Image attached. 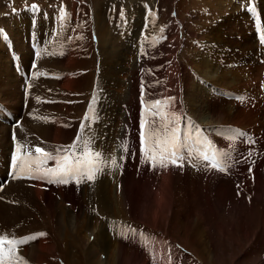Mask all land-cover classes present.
<instances>
[{"label": "bare ground", "instance_id": "1", "mask_svg": "<svg viewBox=\"0 0 264 264\" xmlns=\"http://www.w3.org/2000/svg\"><path fill=\"white\" fill-rule=\"evenodd\" d=\"M98 6H100V4H94L95 8H93L97 15L98 12H101V9ZM169 11L167 9L164 14V16L167 17L161 20L164 21L163 24H165L169 30H172L174 29V26H172L173 24L168 26V23H170L168 18ZM105 13L107 14L109 11ZM133 13L126 12L125 14H121V18L127 16V20L131 19V16L134 15ZM97 15L94 16L96 17ZM236 15L237 14H235V17L232 16L231 19H234V24L238 25L239 22L235 19ZM173 17L174 19L172 20L175 22L177 20L176 15ZM240 18L243 17L241 16ZM102 19L104 20L103 16ZM102 19H98L97 21L96 37H94L96 38V51L99 55L100 65L103 66L100 72V86L98 94L96 93L95 95V101L91 105V110H87L85 115H83L82 118L80 117L81 119L79 118L80 120L77 121L76 125L74 121H70L59 115L57 112V106L61 105L60 102L56 105L48 104L46 103L47 100L45 98H49L47 96H51L55 91L52 90L55 88L53 84L49 83V74H58L56 76V84L59 90L69 89L70 86H79L80 81L78 82V78L82 71L78 72L76 68H81V59L85 53V49L81 48L77 41L71 37L64 40V37L61 38L60 36L54 45H50L47 41H42L39 33L36 32V28L39 26L38 24L31 25L32 30L36 27L34 32L35 36L32 39L34 41L33 43L25 41V44L21 42L13 43V39H10L8 40V44H0L4 46L5 51L9 50L11 52V55L0 54V94L4 95L13 92V98H15L14 101H16L15 104L17 106L11 111L9 107L3 105L5 109L10 111L8 113H5V109L3 110L0 107V114H2L1 116L3 117L0 121L8 124L11 118H15V112L19 111L17 108L25 98V96L24 98L22 96V91H30V94L35 91V93L32 95L29 94V96L35 100L37 97L43 98L40 107H43L44 109L38 107V102L36 105H34L35 103H30L29 98L26 97V104L23 110V123H16V125H19V127L17 126L19 129L14 130V135L7 132L9 126L4 127L6 124L2 125L0 123V178L1 180L7 179L3 184L13 180L11 183L0 189V236H7L10 239H27L36 233H40L38 229H40L39 223L42 221V219L40 220L41 212L45 211L50 214L58 212L59 214L56 217V225H58L61 231L65 229V232L72 234L73 239L71 240V243H75L76 240L83 243L84 250H82L84 256L87 257L88 264H146L145 261L148 262V255L145 254V251H147L149 247H152L153 244L145 245L144 241H147V235L136 230L132 226L121 225L118 227L119 234H117V238H119V240L116 242L115 246L108 244L111 248L107 247L106 240H108V238L105 236L102 237L106 239L103 243L101 240L100 243L95 242V240L98 239V236L96 237L95 234L104 235L106 233L105 227L100 223V219L92 214H89L87 217L80 216L82 210L76 200V197L77 195L79 196V194L78 192L73 191V188H66L73 185L75 181H70L68 184H58L49 183L47 179L35 178L34 183L29 181L28 187L25 188L23 187V180L14 179L13 176L8 180L9 177H6V174L11 173L13 170L8 168L9 157L8 160H6L5 156H9L14 151L13 137H17V141L20 145H25L27 148H33V146H42L38 143L35 137V135H40L41 138L45 139V145H43L45 147L57 141H70L73 134L76 135L78 130L83 128L88 136V147H90L91 144L101 150H106L107 153L115 152V156L122 159L123 164L129 167L130 165H133L132 162H134L135 152L132 148L135 147V150L140 149L137 137L135 136L137 124L140 127V121L137 119L136 122L133 119V116L129 117L128 113H131L130 109L123 105L129 98L131 99L134 97L135 99L136 91L138 89L137 84L139 81L145 86V88H143V90L146 89L144 93L150 94V97L153 98L154 101L174 98L169 106V110L179 113L184 119L186 116L184 125L186 129L190 126V123H188L189 119L191 117L196 119L194 120L196 124L195 126L200 128L191 132L192 136L197 137L199 136V133L200 136L204 135L205 130L208 132V136H211L214 129L219 130L220 126L225 129V127H240L242 125L244 128L240 129L241 133H246L247 141L249 143H254L255 139H258L257 134L259 132L255 133L251 130L249 131L247 130V127H252V130L255 127V117L256 114L259 113L257 112L258 104L255 106L243 103V108L239 110L237 107H234L235 104H237L236 100L229 99L226 96L227 93H236L233 92V89L235 88H230L232 87L230 84H240V80H243V82L249 81L251 78H254V75H256L257 78L259 77L260 80L261 76L256 74V72L259 68L262 71L264 64L263 66H260L258 62L250 64V60L262 56L264 58V55L261 53L257 54L259 50L256 49L257 44H252L253 40L248 42L242 40L238 46V50H235L237 53L236 58H231L233 57L232 54L235 55V53H231L230 48L228 50L227 46H231L230 40L225 42L226 39L224 36L218 34L217 37L219 39L211 37V40H214L213 43H210L209 45L205 43L202 44L201 46L203 47H201L200 51H191L188 57H186V64L193 69V76L196 75L197 79L195 81L190 74L186 75L184 78L186 82H182V85L184 84V89L183 91H180L177 89L180 88V85L175 77V73H177L175 64L179 62L176 63V48L172 47L173 45L171 47L166 46L169 41L171 42L173 39L169 38L168 41L164 39V35H158L157 31V33L155 31L154 33L152 32L149 36L144 35L142 37H137L136 35L135 44L133 45L137 48L136 59L134 49L131 51L132 48L128 45L126 46L122 40L120 43H116L115 40L109 36L106 32L108 23H102ZM222 19L211 23L210 25L213 31H208L207 34L219 32L218 29L221 24L218 23L222 21ZM18 20L19 23L16 26L20 29H26L27 23L30 27L29 20H25L24 16L20 17ZM245 20L248 21V17H246ZM126 23L127 22L124 21L123 23L122 21L121 26L124 32L128 33V30L125 28ZM246 24L248 23L246 22ZM41 26H43V30H45L44 25L41 24ZM175 30L178 31L179 28L177 27ZM252 32V37L255 38V42L257 41V38L264 40V29L260 30L258 34L256 31H253V29ZM25 34L26 33L23 32L21 36L22 40H25ZM4 37L8 38L7 36ZM42 37H44V35ZM158 40L164 41H161V44L157 45L156 42ZM174 40L176 42L175 36ZM89 41L91 40L88 39V42ZM263 47L264 46H262V48ZM261 51L263 50L261 49ZM12 54H16L20 57L24 63H21L17 68H13L11 59ZM129 54H133V57L135 58H133L134 61L131 62L132 64L129 63V60L127 59V56L130 57ZM218 54L222 55L224 59L222 62L221 60H217L219 57ZM239 55L242 57H238ZM32 56L35 57L33 61H31ZM3 57H5V59H3ZM242 61H244V65H247L245 69L236 66ZM221 63L223 65H221ZM31 64L32 71H36V81L35 79L34 81L33 79L30 80L34 74H29L31 73L29 71H26V73L20 76L21 79L17 76L13 78L12 75L14 72L19 76L20 73L25 69H28ZM231 64H234L233 66L236 67L231 66ZM59 65L61 66L59 69L63 70L55 69ZM130 66H136V68L132 69ZM130 68L133 72L128 75V70ZM161 71L165 72L167 75L172 72L171 77L175 80L168 77L167 79L164 76L160 77V75H162L160 74ZM62 72L64 76H62ZM190 73H192V71ZM43 74L48 76V81L42 76ZM135 74H137V76ZM26 77L29 79L28 81ZM137 78H140L141 80H137ZM200 79L207 80L211 83V88L216 90L215 95L204 92V90L211 92L210 87L206 85V89V87H204L205 84L203 85ZM182 94H184V99L186 100V103H188L190 110V113H188L189 115H184L185 110L180 98V95ZM103 96L104 99H102ZM255 99H259L258 96ZM240 100L252 101L249 97L241 98ZM130 103L131 106L137 105L135 100H131ZM34 111L41 112L42 117L39 120L29 115ZM131 111L133 112V110ZM47 113L51 115L48 119V116H44V114ZM95 113H98V119L95 118ZM86 116L88 117L87 120L85 119ZM115 118H118V123L115 122ZM251 118L255 119L251 121ZM204 122L206 123V126L201 125ZM78 125L80 126L79 129ZM117 125L120 126L119 129ZM181 125L183 127L182 123ZM24 126L27 128V131L23 130ZM258 127L259 126L256 125V128ZM221 129L217 132L219 138L213 136V139L216 141L215 143L207 142L209 145L212 144L213 146H206L205 144L202 145V143L197 142L200 148L195 149L192 145H187V153L192 152L197 156L195 158V160H197L195 166L198 167L204 165L202 159L199 158L201 151L203 152L207 150L212 154L218 152V149L221 146L230 145L231 142L229 141L235 140V137L232 134H226ZM29 134L30 137H28ZM102 136L103 138H101ZM8 139L10 140V144L7 148L5 143H7ZM78 147L79 146L77 145L76 149ZM50 153H52V151H50ZM231 161L232 165H235V160L231 159ZM55 163L54 160H50L44 167H53L50 165ZM103 164L106 163H98V165ZM105 166H114V164L111 163ZM175 167L177 166L169 165L167 168L157 167L156 169H153V175L150 176L152 173L149 175L150 179L147 177L144 180L138 179L140 178L139 176H137V179L134 178L132 169L128 168L123 174L117 176L116 171L110 172L107 167L105 173L101 172L99 175H96L95 180L90 181L89 185H87V195L89 198L93 199L94 204H98L97 206L100 211L110 210L114 215H118L117 217L119 218L121 216L120 213H130V215L133 216L132 219L137 221L145 222L146 219H149L150 226L161 229L164 233H168L167 229L170 226V217H173V206L176 199L173 187V182L175 180L173 179H176V176L179 175V171L175 170ZM201 168L202 167L196 169V173L193 174L199 176L200 172H202ZM232 174L234 175L233 172ZM205 179L206 180H201L199 191L196 192V194L193 195V193L188 190L187 197L184 202H181L184 209H186L185 219L189 223L188 229L192 226L194 227V230H192L191 237L182 244L184 247L185 245L187 246V248L185 247L187 250L179 251L182 255L181 263L180 261L179 263L192 264V262H194L191 257V254L193 253L192 246L194 245H196L201 251V253L196 252L195 254L202 258L203 261H206L207 264H212V259L219 261L220 252H217V243L222 245L224 242V244L226 243L231 249L237 247L238 252H241L244 249V246L246 247V250H244V252L242 251L243 253L240 256V261L238 260L237 262V264H243L242 259L244 256L248 254L251 256L252 253L264 248V177L257 173L253 185L248 189L246 199L244 196L235 197V183L230 177H220L215 180ZM43 183L48 185L50 187L49 189L57 188V192L52 193L51 191L43 190ZM183 186L185 185L183 184ZM1 197L3 199H1ZM9 202L13 203V206L7 205ZM65 206L68 207V210L70 208L72 211L68 216L63 213L65 210L62 207ZM35 209L36 211H34ZM225 212L227 213L225 214ZM237 228L239 230L238 232H236ZM131 229L136 230L135 239H133L132 232L129 231ZM86 231L89 232V235L87 236ZM128 231L130 233L129 237ZM82 232L84 234H82ZM141 233H143L142 236L140 235ZM164 233L163 235H159L161 236L160 238L151 241H155L154 250L157 254L156 257L159 260H162V262L167 260V263H171L172 258L169 259L167 255L171 251L173 254L171 257H174L176 252L175 250L172 252L174 246L170 243L172 240L169 237H166ZM65 234L64 239L69 243ZM126 239L130 241L131 246L135 247L136 250L141 249L142 246L144 252L142 250L138 252L136 258L132 254L125 252L124 242ZM36 244H38V246H36ZM29 246L31 247L30 249ZM54 248V242L48 234H46L44 236H39L34 240L28 239L26 244L21 245V249L19 250L20 253L17 252V254L23 257L27 264H32L29 260H33L35 263H40L41 261L46 260V256L50 255L52 251H54ZM156 248H158V250ZM160 251L161 253H159ZM223 260L224 259H221V261ZM197 264L201 263L199 262ZM254 264H264V256L259 260L257 258Z\"/></svg>", "mask_w": 264, "mask_h": 264}, {"label": "rangeland", "instance_id": "2", "mask_svg": "<svg viewBox=\"0 0 264 264\" xmlns=\"http://www.w3.org/2000/svg\"><path fill=\"white\" fill-rule=\"evenodd\" d=\"M241 1L242 0H161V1H158V0H0V30H3L4 35H6L8 37V38H5L4 36H0V40H1L0 44H2V43L4 45L8 44V40H10V39H13V43H16V42H19V43L21 42L23 44H25V42L33 43L34 41L32 39L34 38V36H35L34 32L37 29L36 32L39 33V35L41 37L40 39L42 41H47L50 45L56 44V42L60 38V36H61V38L64 37V40H67L69 37H71L77 41L78 45H80L81 48L85 49L84 50L85 53L81 59V62H82V64L80 65L81 68H76L78 70V72L82 71V73L80 74V76L78 78V82L80 81L78 87L77 86L76 87L70 86L69 89L59 90L57 87V84H56V80H57L56 76L58 74H56V75L49 74L48 76H49L50 80L48 79V76H45L44 74L42 75V76H44L45 80H47V81L49 80V83H52L53 86L55 87L54 89H52V90H55L53 92V94H51V96H47L49 98H45L47 100L46 103L56 105L58 102H60L61 105L57 106L58 107L57 112L59 113V115L67 118L70 121H74L75 125H76L77 121L80 120L83 117V115H85V113L87 112L86 108L91 105L90 99L93 98L92 94L94 93V90L96 89V93L98 94V90H99V86H100V84H99L100 83L99 82L100 81V75H101L100 72H101V69L103 68V66L100 65L99 55L97 54V51H96L97 50L96 49V42H95L96 38H94V37H96V28H97V24H98L97 23L98 19L101 20L102 16H103L104 20L102 19V23H104V22L106 24L108 23L106 32L109 34V36L112 37L116 43H118V42L120 43L122 40L126 46L128 45L129 47L132 48L131 51H133V49H134V52H136V47L133 46L135 44V39H136L135 36L136 35H137V37H142L144 35L149 36L152 32L154 33V31L155 32L157 31L158 33L157 32L156 33L158 35H164V39H166L168 41H169V38L173 39V40H171V42L169 41V43L166 46L171 47L173 45L172 47L176 48V50H175V54L177 55L176 56L177 57L176 63L178 61L179 62L177 64H175V68H176L177 73H175V72L174 73H175V77L178 81V84L180 85V88H177V89H179L180 91H183V89H184L183 85L184 84L182 85V82L185 81V79H184L185 76L190 74V76L193 77V74H194L193 69H191L190 66H188V64H186L187 63L186 57H188V55L190 54L191 51H194V52L200 51L201 47H203V46H201L202 44L205 43V44L209 45L210 43H213L214 40H211V37L218 38L217 35L221 34L226 39L225 42L230 40V45L232 47L227 46L228 50L230 48V52L235 53V55L232 54L233 57H231V58H234V57L236 58V54H237L236 51L238 50V46H239L240 42H242V40H245L247 42L253 40L254 42L252 41V44H254V45L257 44L256 49L260 51V52L258 51L257 54L261 53L262 55H264V47L262 48V45L259 43V41L257 40L255 42V38L252 37L253 36L252 29H253V31H256L257 34L260 30L264 29V0H246V8H244L245 3H244V5L240 4V5H243L242 9L240 10V7H238V4ZM247 1H249V3H247ZM94 4H100V6H98V7L101 9V12L100 13L98 12V15L93 9V8H95ZM33 5L36 6L35 10L32 7ZM167 9H168V11L171 9L169 11V15H168V18L170 20V23H168V26H171L173 24L172 26H174V29H172V30H169V28L165 24H163L164 21L161 20V19H165V17H167V16H164ZM61 10H63V12L65 14L63 19H61ZM108 11H109V13L106 14L105 12H108ZM129 11H131V12H129ZM126 12H128V13L134 12L133 13L134 15L131 16L132 17L131 19L127 20L126 19L127 16L125 17L123 15H122L123 18H121V13L125 14ZM235 14H237L235 19L239 22L238 25L234 24L235 23L234 19H231L232 16L235 17ZM94 15H97V16L95 17ZM174 15H176V19H177L176 21L177 22L176 21L174 22L172 20V19H174V17H173ZM22 16H24L25 20H27V19L29 20L30 27H29L28 23L26 24V29H20L18 26H16L19 23L18 19ZM241 16L243 18H240ZM246 17H248V21L245 20ZM95 19H97V20H95ZM221 19H222V21H220L218 23V24H221V26L218 29L219 32H216L214 34L213 33L207 34L208 31H211V32L213 31L211 29L210 24L215 22V21L221 20ZM122 21H123V23H124V21L127 22L125 28L128 30V33H125L124 30L122 29V26H121ZM246 22L248 24H246ZM160 23H161V25H160ZM32 24L33 25L38 24L39 26H38V28L35 27L36 29L34 28V30H32V28H31ZM41 24L44 25L45 30H43V26H41ZM28 27H29V29H28ZM177 27L179 28L178 31L175 30ZM55 30H57V31H55ZM23 32L26 33L24 35L25 40L21 39ZM43 35H44V37H42ZM174 36L176 38V42L174 40ZM263 36H264V34H263ZM88 39L91 41L88 42ZM257 39H259V38H257ZM161 41H164V40H158L156 42V44L157 45L161 44ZM234 42H236V43H234ZM2 45H0V54L10 55L11 52L9 53V50L5 51V48ZM130 45H132V46H130ZM261 49L263 51H261ZM218 55H219V57L217 58V60H219V61L221 60V62H222V60H224L222 55L221 54H218ZM238 57H242V56L239 55ZM133 58H134L133 54L130 55V57L127 56L129 63L133 62L136 57L134 59ZM3 59H5V57H3ZM11 59H12V63H13V68H17L18 66L21 65V63H24V61L20 57H18L16 54H12ZM34 59H35V57L32 56L31 61H33ZM254 62H256V59L250 60V64H252ZM243 63H244V61H242L241 63H238V65H236V66H239L242 69L243 68L245 69L247 67V65H244ZM245 63H246V61H245ZM223 64H224V62H223ZM223 64L221 63V65H223ZM259 64H260V66H263L264 62H260ZM233 65L234 64H231V66H233ZM236 66H233V67H236ZM60 67L61 66L59 65L55 69L63 70V69H59ZM130 67L132 69L136 68V66H133V67L130 66ZM131 68L128 70V75L132 74V72H133V70ZM26 71L31 72L29 74H34L33 77L30 78V80L33 79V81H34V79H35V81H36V74H35L36 71H34V72L32 71V64L29 66L28 69H25L23 72H21L19 76L15 72L13 73L12 76H13V78L15 76H17L19 79H21L20 76H22L24 73H26ZM191 71H192V73H190ZM161 72H160V74H162V75H160V77L164 76L166 78L168 77V78L173 79V77H171L172 72H170L169 75H167L163 71H161ZM51 73H54V72H51ZM61 74H63V72ZM256 74H259V76H261L260 80H259V77L257 78V76L254 75V78H251L249 81L243 82V80H240V84H237V85L230 84L232 86L230 88H235V89H233V92H235L236 90L237 91H244L245 95L242 98L249 97L252 100V101L240 100L241 101L240 103H242V104H238L236 101L237 104H235L234 107H237V109H239V110L242 109L243 103L255 105V106L258 104L257 105V107H258L257 112H259V113L256 114V117H255L256 119L251 118L250 120L252 121L255 119L256 121H254L255 122L254 126L256 125V123H258V126H260L261 123L263 124V121H261V119H264V102H263L264 99L261 98V97H264L263 96L264 95V71H261V69L259 68V70H257ZM135 75L137 76V74H135ZM177 75H178V78H177ZM62 76H64V74ZM164 77H162V78H164ZM193 78H195V76ZM196 79H197V76H196ZM196 79H195V81H196ZM28 80L29 79L27 78V81ZM137 80H141V79L137 78ZM173 80H175V79H173ZM27 81H24V82H27ZM82 83H84V84H82ZM142 85H143V83H140L138 81V84H137L138 89L136 91V97L141 95V88L140 87ZM203 85H204V83H203ZM182 86H183V88H182ZM208 86L210 87L211 92H207L206 90H204V92L212 93L215 95L216 90H213L211 88L212 85H208ZM204 87H206V89H207L206 85ZM143 88H145L144 85H143ZM145 90H143V93ZM255 91L260 92L261 97L259 95H257L259 99H255L257 96L256 97L253 96V93H256ZM21 93H22L23 98H24V96H25V98L21 101V103H20L21 105L18 104L19 106L17 109L19 111L15 112V114H16L15 118L14 117L11 118L9 120L8 124L0 121V123L2 125L6 124L4 127L9 126V130L7 132L8 133L10 132L13 135H14V130L19 129L18 128L19 125L17 127V125L14 121L16 120L18 122V124L23 123V119H24L23 110H24L25 104H26L25 103L26 97L29 98L30 103H35L34 105H36V103L38 102V104H37V105H39L38 107L43 109V107H40L41 102L43 101V98L37 97L35 100L31 96H29L30 91L29 92L22 91ZM33 93H35V91H33ZM26 94H27V96H26ZM32 94H30V95H32ZM144 94H146L145 97H147V99L149 98V102H152L153 98L150 97V94H148V93H144ZM0 96H1L0 97V100H1L0 103L2 105L9 107V109L11 111L17 107L15 104L16 101H14L15 98H13V92H9L8 94H4V95L0 94ZM219 97H221V96H219ZM180 98H181V101H182V104H183L184 110H185L184 115H189L188 113H190V110L188 107V103H186V100L184 99V94L180 95ZM221 98H223V97H221ZM102 99H104V96L102 97ZM129 99L127 100V102L123 106L129 107L130 112H131V113H128L129 117L133 116V119L135 121H137V119L140 121L139 116L137 114V105H134V106L130 105L131 100H135V99H134V97H132L130 100ZM254 99L257 102H255ZM187 107H188V109H187ZM85 110H86V112H85ZM131 110H133V112ZM44 116H48L47 117V119H48L51 115L47 113V114H44ZM117 119L118 118L114 119L116 123H118ZM185 119H186V116H185ZM258 119H260V120H258ZM182 124H183V127L185 128V126H184L185 123H182ZM189 125H190L189 126V128H190L191 124H189ZM193 125H196L195 122L193 123ZM207 125H209V124H207ZM202 126H206V124H203ZM117 127L119 129L120 126L117 125ZM23 128H24L23 130L27 131V128L25 126ZM221 128H223V127L220 126L219 130ZM78 129H79V127H78ZM240 129L241 128H239V127L233 126V127H225V129L223 128L221 130L223 132H225L226 134H232L235 137L234 134H235V132H237V130L241 133ZM249 129L252 130V127L248 126L247 130H249ZM219 130L214 129V132L211 133V136H209L212 138V141L209 140L207 142L215 143L216 141L213 139V136L218 137L219 134H217V132ZM262 130L257 134V136L262 133ZM78 136L81 137L80 144L84 150L85 141H87V138L85 135V130L81 129V132H78ZM135 136H136V134H135ZM199 136H200V133H199ZM28 137H30V134L28 135ZM35 137H36L38 143H40L42 146L45 145V139L44 138H41L40 135H35ZM101 138H103V136ZM236 138L237 137H235V139ZM57 142L59 143L60 141H57ZM57 142H53V144H50V145H54ZM229 142H231V141H229ZM17 143H18L17 137H15V140H13V150L14 151H15V146ZM9 144H10V140L8 139L7 143H5L7 148L9 147ZM59 144H61V143H59ZM59 144H58V146H59ZM231 144H232V142H231ZM21 146H22V148H21L22 154L31 151L33 155H36L35 146H33V148L32 147L27 148V146H25V145H21ZM45 147H48V146H45ZM89 148H97V147L90 144ZM194 148L195 149L200 148L199 144L196 143V146ZM45 149L47 152H50V151H48L47 148H45ZM58 149L61 151L60 147ZM98 149L100 151H102L103 153H107L106 150H101L100 148H98ZM52 153H53V155H56V153L54 151H52ZM187 154L188 155H187L186 159H187V163L190 164L188 166H189L191 173H186L185 170L183 169L184 166H182V167L177 166L174 168L175 170L179 171V175L176 176V179H173V180H175L173 182V187H174L176 199H175L174 206H173V211H174V213L172 214L173 217L172 216L170 217V221H169L170 226L167 229L168 233H164L161 229L154 228L153 226H150L149 225V222H150L149 219H146L145 222L144 221H137V220L132 219L133 216L130 215V213H128V214H126L124 212H123V214L120 213L121 216L119 218V217H117L118 215H114L110 210L100 211L99 207L97 206L98 204L97 203L94 204L93 199L89 198L87 195V188L86 187H87V185H89V183L82 184V182H81V183L77 184L75 182L73 185L66 187L67 189L73 188V191L78 192V194L80 196L79 197L77 195V197H76V200L78 201V205L83 212V213L80 212V216L87 217L89 214H92V215L96 216L98 219H100V223L103 224L104 227L109 221L112 220V222H113V219L118 221L117 225H116V231L114 230V228L113 229L109 228L108 229L109 232L112 231V233L109 236L107 228L105 227L106 233L104 235L95 234L96 237L98 236L97 237L98 239L95 240V242L100 243V240H101V242L103 243V241L106 239H104L102 237L105 236L108 238V240H106L107 247H110L108 244L115 246L116 242L119 240V238H117V234H119L118 227L121 225L122 226L128 225V226H132V227L134 226V228L138 226L142 231H144L143 233H145L147 235L146 236L147 241H144L145 245H152L153 244L152 247L148 248L149 250L145 251V253L148 255V262L145 261L146 264H162L163 263L162 260H159L157 257H153L156 254V253L154 254V252H155V250H154L155 241H151V240H155L157 238H160L161 236H159V235H163V233L166 235V237H169L172 240V241L170 240L171 241L170 243H172L174 245L172 248L173 249L172 252H174V250H175V252L177 253V251H178L177 255H180L179 251L181 252V251L187 250L186 249L187 246L185 245V247H186L185 248L184 246H182V244H184V242L189 237H191V233H192V230H194V227L190 226L188 229L189 223L185 219L186 209H184V206L181 202H184L185 198L187 197V191L188 190L190 192H192L193 195L196 194V192L199 191L201 180L202 179L206 180L205 179L206 177L200 171H197V172H200L199 176L193 174V173H196V169H199L201 166H198V167L195 166L196 161H197V160H195V158L197 157L195 154H193L192 152H189ZM8 157H9L8 155L5 156L6 160H8ZM55 165H56V163L53 165H50V166L55 167ZM44 166H46V165H44ZM172 166H174V165H172ZM149 170L150 169H147V171H149ZM108 171H110V172L116 171V167L115 166H108ZM143 173H145V172H143ZM152 175H153V173L150 176H152ZM139 177L140 178H138L137 176L134 175V178H136V179L138 178V179L144 180L146 178L142 175ZM149 179H150V177H149ZM19 180H23V182H24L23 187L27 188L29 181L31 183H34L35 178H33V179H30V178L21 179V178H19ZM11 181H13V180H11ZM11 181L0 186V189L3 188L5 185L11 183ZM193 181H196V182H193ZM183 182H185L186 184ZM183 184L185 186H183ZM181 186H183V187H181ZM78 187H79V190H78ZM88 187L91 188L90 186H88ZM49 188L50 187L48 185L44 184L43 190L51 191L52 193L57 192V188H54V189H49ZM193 189H195V190H193ZM1 199H3V198L1 197ZM9 203L7 205L13 206V203H10V204ZM62 208L65 210V211H63V213L66 216H68L72 213L71 209L69 208V210H68L67 206L62 207ZM11 210H12V208H11ZM34 211H36V209ZM226 213L227 212H225V214ZM58 214H59L58 212L50 214L49 212H45V211L40 213V220L42 219V221L39 223L40 229H38V231H40V233L45 232L46 234H48V236L54 242L55 248H54V251H52L53 254L51 253L50 255H47L48 258L46 256V260L41 261L40 263H35L33 260H29V261L32 264H88L87 257L84 256V252H83V250H84L83 249L84 248L83 243L82 242L80 243L77 240L75 241V243H71V240L73 239L72 234L69 232H65V229L61 231V229L58 227V225H56V217ZM102 216H104V217H102ZM110 218H112V219H110ZM80 221H81V219H80ZM81 224H82V222H81ZM135 229L142 232L140 229H137V228H135ZM186 229H188V230H186ZM238 231L239 230L237 228L236 232H238ZM29 234H31V233H29ZM64 234L66 236V239L69 241V243L65 241ZM82 234H84V233L82 232ZM87 235H89L88 231H86V236ZM129 235H130V233H129ZM206 240H208V239H206ZM128 242L130 243V241L128 239H126L124 242V246H125L124 251L127 252L128 254H132L136 258V256L138 255V252H140L141 250L143 251V247L141 246V249L136 250V248L131 246V243L129 244ZM180 244H181V246H180ZM30 246H32V245H30ZM30 246H29V249L31 248ZM36 246H38V244H36ZM217 246H218L217 252L218 251L220 252V253L218 252L220 255V258H219V261L212 259V261H211L212 264H235V263L237 264L238 260L240 261V256L242 255L244 250H246V247L244 246V249L242 250L243 252L242 251L238 252L237 247H233L231 249L226 243L224 244V242L222 245L220 243H217ZM195 247H196V245L192 246V252L193 253L191 254V257L194 260V262H192V264H197L199 262L201 264H207L206 261H203L202 258H200L198 255L195 254L196 252L201 253L200 249L198 247H196V248ZM130 248H132L133 250ZM174 248H176L177 250ZM20 249H21V245H18L17 246V252L18 253H20V251H19ZM156 249L158 250V248H156ZM148 251L150 254L148 253ZM159 253H161V251ZM142 255H143V253H142ZM172 255L173 254L171 253V251L167 255L169 257V259L172 258V261L169 264H173V259H175L174 257L177 256V255H175L174 257H171ZM156 256H157V254H156ZM256 256H257L258 260L260 258H262L264 256V248H262L259 251L257 250V252H255V253H252L251 256H249V254L244 256L242 259L243 264H252V263L254 264L256 259H257ZM221 259H224V260L221 261Z\"/></svg>", "mask_w": 264, "mask_h": 264}, {"label": "snow or ice", "instance_id": "3", "mask_svg": "<svg viewBox=\"0 0 264 264\" xmlns=\"http://www.w3.org/2000/svg\"><path fill=\"white\" fill-rule=\"evenodd\" d=\"M32 7L34 10L36 9L35 5ZM64 15L63 10H61V19L64 18ZM0 36H3V30H0ZM141 94L143 97V85L141 86ZM173 100L174 98H168L167 100H155L147 103L142 99L145 114L148 115L149 119L146 120L142 114L139 152L141 163L150 165L152 169L167 168L169 165L182 167L185 160L183 150L187 147L186 141L189 137L184 136L182 139L181 136V121L184 118L179 113L169 110ZM95 118L98 119V113H95ZM85 119L87 120L88 117L86 116ZM237 134L242 135L238 130ZM13 139L15 140V136ZM80 140L81 137L78 136L77 143ZM77 143L68 146L71 151L66 150L64 155H60L59 149H57L56 155H53L39 146L35 147L36 155H33L31 151L22 154V146L17 143L15 151L10 157L14 179L24 178L20 174L27 173V178L47 179L49 183L58 184H68L70 181L79 184L83 181L95 180L98 171L97 158L101 157L102 153L91 150L88 147L89 142L85 141L84 151L77 155ZM219 155V152H214L211 155L204 153L199 158L205 162H210L213 169L226 171V165L217 158ZM50 160L56 162L55 167H44ZM111 163L115 165L117 161L112 160ZM130 231L133 234V239H135L136 230L131 229ZM44 235L46 234L42 232L36 233L27 239H10L7 236H0V264H27L24 258L17 254V246L26 244L28 239L34 240ZM140 235L142 236L143 233Z\"/></svg>", "mask_w": 264, "mask_h": 264}]
</instances>
